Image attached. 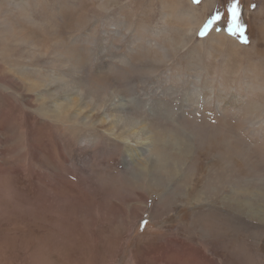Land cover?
Returning <instances> with one entry per match:
<instances>
[{
  "label": "rangeland",
  "instance_id": "374dc122",
  "mask_svg": "<svg viewBox=\"0 0 264 264\" xmlns=\"http://www.w3.org/2000/svg\"><path fill=\"white\" fill-rule=\"evenodd\" d=\"M0 264H264V0H0Z\"/></svg>",
  "mask_w": 264,
  "mask_h": 264
},
{
  "label": "bare ground",
  "instance_id": "6f19581e",
  "mask_svg": "<svg viewBox=\"0 0 264 264\" xmlns=\"http://www.w3.org/2000/svg\"><path fill=\"white\" fill-rule=\"evenodd\" d=\"M136 100L137 99H131L130 101H128V100H125L122 96L112 95L111 98L108 100V104L105 105L103 109L100 108L99 112H102V114L105 116L113 115L114 116L113 122L116 125H123L125 124L124 118H128L130 116L129 114L141 112L140 109H145L147 105H150L152 103L149 100H146L145 102L136 101ZM175 101L177 102L179 106L183 108H188V106L185 104L186 99L175 98ZM71 107H74V106H71ZM68 110L69 109L66 106L61 107L57 112V118L61 122H66L68 120L74 123L77 122V115L73 112V110L70 113H68ZM104 118H107V117H104ZM81 119L84 125L88 123L86 117H82ZM130 130L131 129H128L127 132ZM107 131L111 133L108 136L113 137L114 132L112 130H109L108 128H107ZM118 137L123 140L131 139L130 135H126V136L118 135ZM132 139H136L137 141L139 137L135 136ZM151 146H152L151 143L142 142V144H138V146H135V147H137L139 151H141V153L149 152L151 150L153 151L155 155H149L146 158V161H149L152 164V167L156 173L159 170L162 177L165 176L167 178H173L174 176H176L177 172L179 171L178 168L180 166H183L184 161L187 159L185 154L182 151H179L177 154L172 155L170 152L166 150V147L158 148L156 147V145H154L152 148ZM152 156H156L155 157L156 159L153 157L155 159L154 162L152 161ZM169 164H171V168L168 166ZM233 201L235 200H232L230 203H233Z\"/></svg>",
  "mask_w": 264,
  "mask_h": 264
},
{
  "label": "snow or ice",
  "instance_id": "6c2138e0",
  "mask_svg": "<svg viewBox=\"0 0 264 264\" xmlns=\"http://www.w3.org/2000/svg\"><path fill=\"white\" fill-rule=\"evenodd\" d=\"M193 3L198 4L199 0H193ZM255 7V6H253ZM228 13H229V23H228V27L226 29H224L229 35H235L237 34V31L240 29V26L236 23L237 20V16L239 13V9L237 7V3L233 2L229 8H228ZM221 19L220 15L217 14L215 16L212 17L211 20H209L207 23H205L203 25V27L201 28V30L199 31L198 35L203 38L208 31L211 29V26L217 22H219ZM241 35V42L242 43H247V40L245 38H243V32L240 31L239 33ZM141 227H143V224L141 225Z\"/></svg>",
  "mask_w": 264,
  "mask_h": 264
}]
</instances>
